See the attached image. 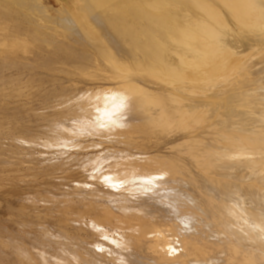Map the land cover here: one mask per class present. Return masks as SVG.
I'll use <instances>...</instances> for the list:
<instances>
[{"label":"bare ground","instance_id":"1","mask_svg":"<svg viewBox=\"0 0 264 264\" xmlns=\"http://www.w3.org/2000/svg\"><path fill=\"white\" fill-rule=\"evenodd\" d=\"M7 1L53 17L41 0ZM80 3L96 25L106 20V55L69 44L81 35L72 19L67 32L57 17L30 19L40 46L2 26L0 59L58 64L84 84L51 77L65 101L47 94L42 124L24 129L57 164L40 159L49 167L22 181L42 192L7 186L24 205L14 223L41 247L16 237L11 250L22 264H264V0H73L59 20Z\"/></svg>","mask_w":264,"mask_h":264},{"label":"rangeland","instance_id":"2","mask_svg":"<svg viewBox=\"0 0 264 264\" xmlns=\"http://www.w3.org/2000/svg\"><path fill=\"white\" fill-rule=\"evenodd\" d=\"M0 1H1L0 2V7H1L3 5L2 3H5V0H0ZM41 1L48 8L49 13L53 16V17H50V19L48 18L49 21L46 19L45 16H41L42 14H41V11H39L38 6H34L36 4H33V5L32 4L31 5H29V4L25 5L24 4L23 7H21V6H18L16 2H11V1H10V5H8L9 2L7 1L4 4V6H6V4L8 3L7 4L8 6H6V7H8L7 9L11 8L10 11L12 12V15L10 14L11 12L7 13V11H9L7 9L3 10L5 13L3 11H1V8L3 9V6L0 8V11L3 12V13H0V23L1 24H6V25H1V24L0 25H1V27L4 26V28L6 26V28L8 30L7 34H8V36H10V38H12L11 37L12 35H14L13 37H15V36L18 37L17 35H20L21 37H24L26 35V37H30L31 38L30 42L31 41L33 42V40L37 39V42L34 41L35 42L34 44H32V43H30V44H32L33 46H40L42 44V42H41V38L42 37L40 35H38V34H35L31 30L30 31H26V30H29V28L31 27L30 26L31 23L29 21L30 19L32 21L36 17V19H35L36 22H39L40 24L42 23L43 25H47V26H48L49 22H50V24L51 23H55V21L58 19L57 20L58 22H56L55 24L58 23L57 24L58 26H59V24H61L60 25L61 30L64 31V32H67L68 30H70L71 27H73L72 24L68 23L69 19L70 20L72 19L70 22H72L73 25H75L77 27L76 29L81 32V35H80L79 43H73V41L70 40L69 41L70 45H72L73 47L79 48L80 51H82V52H90V53L99 54L98 53V52H100V51H98L99 48L101 50L100 54L104 53L106 55L109 52V46H111L110 45L111 43L108 41V37L105 36V33L102 30L103 26L106 24V20L101 18L102 20H99V21H101L102 23L99 22L98 23L99 25L97 24L98 27H96L97 26L96 22L94 21L95 24H93L94 22L92 21L93 17L92 16L89 17L90 14L87 17V15H85V13H83L81 11V8L83 6H85L84 3H80L77 6L76 9H74L72 11H69V13L63 14V16L65 15L64 16L65 21H67V19H68V21L65 22L63 20L62 21L59 20V18L62 15L58 14L56 12V10L58 8L62 7L60 5H63V3L67 2V3L70 4V3L73 2V0H59L60 3H59L58 0H41ZM91 3H90V5H92L94 7H96L98 5L100 6V4L93 3L92 1H91ZM115 3H116V1H115ZM30 6H31L32 10L29 9ZM33 9H34V11H33ZM15 11H17V13ZM33 12L36 13V14L33 15L34 14ZM6 13L8 15H6ZM83 14H84V16H83ZM32 15H33V18L31 17ZM38 15L41 16L42 18L40 19V17ZM8 16H10L12 18H9ZM29 16H30V18H29ZM54 17L55 18L57 17V19H55ZM2 18H4V19H2ZM8 18H9V20H8ZM87 18H88V20H86ZM89 19H91V20H89ZM9 21H10V23H9ZM14 26H17V28L16 27L14 28ZM87 26L88 27L90 26L89 28H91V29L94 28L95 32H92L91 29H89ZM99 26L101 27L100 29L102 31L100 29H98ZM26 27H28V28H26ZM4 28L2 27L1 31H3V33H2V35L0 34L1 37H3L4 35H5V37L7 36L6 30ZM18 28H19V30H18ZM15 32H17L16 35H15ZM9 33H10V35H9ZM11 33H12V35H11ZM65 35H66V33H65ZM38 40H39V42H38ZM103 40H105V41H103ZM40 42H41V44H40ZM91 44H94L95 46L93 45L92 46L93 48L90 49ZM96 47H98L97 50H96ZM33 60L29 61L27 63L28 65H25V67H23L24 65L22 64V62H19V63L15 62V61L14 62L13 61L6 62L7 60L0 59V87H1L0 88V99H1L0 100V191H1L0 192V264H22L20 259L17 258L15 253L11 250V247L13 246V244H15L16 237H17V239L19 241H20L21 238H22V240L26 241V246H28V247H32L33 246V247H35L38 250H39V248H41L40 245H39L40 238H39V236L37 234H32L28 238L27 236L22 234L21 230L19 229L20 227L17 224L14 223L16 219H17L16 221H18V222L22 220V216L17 215V217H16L15 214L17 212L19 214V211H18L19 207L21 209L22 207H24V205H23V203H21V201L19 202L18 198L15 199L14 196H10L7 193L9 191V188L7 186L10 187V185L12 186V184H20L22 181H25V183H26V180L31 181V180L34 179V177L31 176L35 172L34 169H36V168L38 169L40 167V169H38V170H43V168H45L48 165L50 167H53V166H56V164H57V163L56 164L54 163V161H53L54 157L52 156V154H53L52 152H53L54 148H45V147L43 148L42 146H40V147L37 146V148L36 147L32 148L31 146H29V144H30L29 142H31V140L32 141L34 140L36 142V138H34L32 136L30 138V136L28 135L29 137H28V139H27L28 141H27L25 139V138H27V135L24 134L25 130L35 131V129H37L36 127H38L39 124H42V122L40 120H38V119H40L39 118L40 116H43L40 113H42V111H44V110H42L43 109V105L42 104L45 101L44 98L47 96V94L49 96L51 95V98L53 99L52 100L50 98L49 100H47V102L53 101V103H55L57 101L58 103L57 104L55 103L56 106L59 103L65 101L66 97L61 96L60 98H58L59 100L55 97L56 94H55V90L53 88L56 87L55 86L56 84H55V82L48 81V80L51 77H53V76H57V77L60 76V77H63L64 79H68L67 85H65L66 88L67 87H72V85H73V88L75 87L78 90H83L82 88L84 86L83 79H81V78L79 79L78 77L77 78L76 77H72L70 75L64 74L63 72L57 71V70H63V69H60V68H63L61 65H60V68H59V65L56 64V66L58 65L57 68H56V66L53 64L54 65L53 66L54 68H53L51 66L52 64L51 65L49 64L50 67H49V65H46V66L43 65V67L44 66L45 67L48 66L47 68H43L42 64L39 61H37L35 59L34 62H36V63L39 62L40 63V64L39 63L36 64V63L33 62ZM3 61H5V62H3ZM23 63H25V61H23ZM31 64L34 67V69L31 66ZM38 65H39V67H37ZM78 67H81V66L78 65ZM78 67H75L74 69H77ZM96 74H97V72H96ZM8 75H10V76L13 75L14 76V81L13 82L10 81L11 84L6 79V76L8 77ZM110 75H111V73L109 71L98 72L94 82H98V81L99 82H104L103 80H106L108 78V76H110ZM4 77H5V79H4ZM77 79L79 80V83H78ZM80 80H81V83H80ZM70 82L72 83V85H71ZM7 86H8V88H7ZM49 88L52 89V90H50ZM34 89H36V90H34ZM45 89H46L45 92H47V93H44ZM31 90L32 91L34 90V91L32 92ZM70 90L69 91L67 90V94L66 95L70 96V93L73 94V91L71 90L72 91L71 92ZM17 91L21 92V93H18ZM53 91H54V94H55L54 97L52 96L53 95ZM62 97L64 98V100H62ZM39 100H41V101H39ZM24 101L25 102L27 101V102H26V104H24L22 106V104L25 103ZM20 102H22V103L20 104ZM21 106H22V108H21ZM37 106H39V107H37ZM30 110L31 111H35L36 110L35 112H36V114L37 113L38 114L36 115L34 112L29 113ZM27 111H28V114L26 113ZM10 120H12V121H10ZM36 121L38 122V124H37ZM20 125L23 128V130L20 127ZM32 126L34 128H32ZM17 127L20 128L21 130L20 129L18 130ZM16 129H17V131H16ZM19 134H20V136H18ZM23 136L25 138H23ZM21 138H23L27 142H24V140L21 139ZM61 148H62V152H68L69 151L67 147H66V149H64V147H61ZM40 151L41 152L43 151L44 154L42 155ZM21 154H23V155H21ZM44 158H46V159H48V158L50 159L51 158L52 160H50L48 162V165H47V164L42 163V161H45ZM40 159H43V160L41 161ZM26 164H27V166H26ZM18 170H20V171H18ZM12 172H14V173H12ZM28 175H30V176H28ZM38 177H40V176L38 175ZM42 177H43V180H44V177L45 178L48 177L46 179L47 181L50 180V179L53 180V177L51 178L50 176H48V174L45 175V176H42ZM15 178H16V180H14ZM7 182H9V183H7ZM23 183L24 182H22V184ZM25 183L23 185H25ZM30 186H28V188H26V185L23 186V187H25L26 189H29L28 192L30 191V192H33V193H37L36 191L39 188L36 187V188H33V190H30V189H32V185L30 184ZM38 191H41V189H39ZM43 191L45 192L44 189H43ZM33 193H31V194H33ZM5 196H6V198H5ZM13 204H16V205L12 206ZM23 212L27 213L28 210H25V211L23 210ZM7 216H8V218H7ZM18 219H21V220H18ZM3 230H5V231H3ZM16 231L19 232L18 235H20V236H16V233H15ZM12 232L15 233V234H13ZM9 236H11V238H12V236H15V237H13L12 238L13 240H12L11 238L9 239ZM14 238H15V240H14ZM7 241H9V242H7ZM11 241L14 242V243L11 244ZM36 249H33V251H36Z\"/></svg>","mask_w":264,"mask_h":264}]
</instances>
